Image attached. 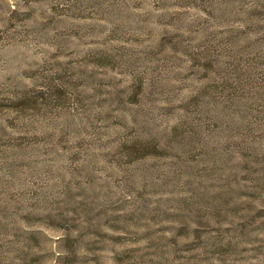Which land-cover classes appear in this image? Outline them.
<instances>
[{
    "label": "rangeland",
    "instance_id": "rangeland-1",
    "mask_svg": "<svg viewBox=\"0 0 264 264\" xmlns=\"http://www.w3.org/2000/svg\"><path fill=\"white\" fill-rule=\"evenodd\" d=\"M0 264H264V0H0Z\"/></svg>",
    "mask_w": 264,
    "mask_h": 264
}]
</instances>
